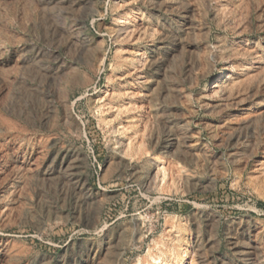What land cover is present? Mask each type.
<instances>
[{"label": "rangeland", "instance_id": "1", "mask_svg": "<svg viewBox=\"0 0 264 264\" xmlns=\"http://www.w3.org/2000/svg\"><path fill=\"white\" fill-rule=\"evenodd\" d=\"M152 257L264 264V0H0V264Z\"/></svg>", "mask_w": 264, "mask_h": 264}, {"label": "bare ground", "instance_id": "2", "mask_svg": "<svg viewBox=\"0 0 264 264\" xmlns=\"http://www.w3.org/2000/svg\"><path fill=\"white\" fill-rule=\"evenodd\" d=\"M189 20V19H188ZM225 70H228L227 68H224ZM221 75V74H220ZM225 77V76H224ZM220 78V77H219ZM234 78H233V76L231 75V74H229V75H227L226 76V80L227 81H230V80H233ZM223 84L224 83H221V82H219V81H217L216 82V84H214V88L215 89H217V90H219V91H221V90H223ZM160 259H161V257H159V258H155V257H152V264H158L159 263V261H160ZM150 264V263H149ZM162 264H170V261H169V259H166V260H163L162 261Z\"/></svg>", "mask_w": 264, "mask_h": 264}]
</instances>
